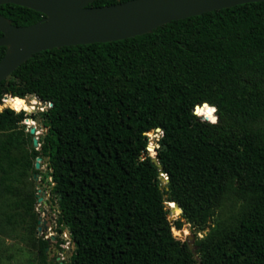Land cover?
<instances>
[{
  "label": "trees",
  "instance_id": "1",
  "mask_svg": "<svg viewBox=\"0 0 264 264\" xmlns=\"http://www.w3.org/2000/svg\"><path fill=\"white\" fill-rule=\"evenodd\" d=\"M0 12L18 26L44 17L13 3ZM8 94L53 103L40 147L25 123L38 101ZM4 100L14 108L0 111V233L24 226L35 239L43 175L56 231L76 246L65 264H264V1L43 50L0 82ZM205 102L215 125L194 114ZM157 128L162 167L148 148ZM170 202L182 208L173 221ZM186 223L193 249L174 234ZM37 241L38 263L53 264L50 239Z\"/></svg>",
  "mask_w": 264,
  "mask_h": 264
},
{
  "label": "water",
  "instance_id": "2",
  "mask_svg": "<svg viewBox=\"0 0 264 264\" xmlns=\"http://www.w3.org/2000/svg\"><path fill=\"white\" fill-rule=\"evenodd\" d=\"M258 1L264 0H128L105 6H92L94 0H0V4L13 3L44 14L41 20L33 24L18 26L0 12V46L6 47L5 55L0 61V82L12 78L19 66L43 50L131 38L152 32L174 20ZM9 97L23 99L29 104L37 99L39 106L48 104L35 94H29L25 98L8 94L5 99ZM49 105L52 106L53 103ZM198 107L203 106H197L196 109ZM35 110L26 111L32 113ZM40 121L41 118L37 119V125L30 130L32 133H36L40 126L45 128L44 124H39ZM161 131V128H157V132ZM34 144L39 145V138H34ZM148 148L154 163L162 167L155 145L150 143ZM41 161L42 157H38L37 168L41 167ZM163 178L166 182L169 181L164 175ZM39 200L42 201L43 197ZM45 204H48L46 200ZM168 205L172 212L170 220L180 217L176 212L178 208L182 214L179 203L170 202ZM44 227L47 229L46 221ZM178 229L179 234L173 231L175 236L188 241L193 249L196 236L193 233L185 234L184 226ZM75 248L73 242L69 258L74 254Z\"/></svg>",
  "mask_w": 264,
  "mask_h": 264
},
{
  "label": "rangeland",
  "instance_id": "3",
  "mask_svg": "<svg viewBox=\"0 0 264 264\" xmlns=\"http://www.w3.org/2000/svg\"><path fill=\"white\" fill-rule=\"evenodd\" d=\"M37 100V99H35ZM38 101V100H37ZM6 107H12L7 104L4 100L1 105L0 111ZM50 105L43 104L42 106L37 105L36 110L32 113H28L31 115L30 118L25 120V123L28 125V130H31L32 127L36 126V120L34 118L35 115H40L41 112L48 110ZM16 109V108H15ZM24 110V109H23ZM20 111V110H18ZM40 125L43 124V118L41 116ZM46 131V128L40 126L37 128V132L33 133L35 137L40 138ZM153 138L152 142L154 145H157V138L161 136V133L151 132L149 133ZM37 147H40V143ZM43 161V160H42ZM41 161V169L43 172L47 170V164ZM35 187L38 192V202L36 204V211L39 213V223L37 224V229H35V239H30L29 236L25 232V227H20L18 231L13 232L11 235L9 233L2 234L0 233V264H39L38 263V238H50V234L56 228V217L57 210L55 206L45 204V200L49 199L52 196L49 183L43 179V175H35ZM30 180H33L31 177ZM43 197V200L40 201L39 198ZM180 213V217H181ZM179 218V217H178ZM44 221H46L48 225V229L44 227ZM189 227V233L193 232V229L190 224L186 223ZM40 227L42 229L40 230ZM52 228V229H51ZM207 232V231H206ZM199 233L200 236H203L204 233ZM57 234V239H51V244L48 249V256L50 259L56 258L55 264L58 262H64L69 258V254L71 249H73V245L70 246V249H66L63 247V244H66V241H61V235ZM62 243L59 245L60 252H57V244L58 242Z\"/></svg>",
  "mask_w": 264,
  "mask_h": 264
},
{
  "label": "clouds",
  "instance_id": "4",
  "mask_svg": "<svg viewBox=\"0 0 264 264\" xmlns=\"http://www.w3.org/2000/svg\"><path fill=\"white\" fill-rule=\"evenodd\" d=\"M219 109L215 105H209L207 102L204 103L203 107H198L195 111V115L203 117L210 124H217L219 117L216 115Z\"/></svg>",
  "mask_w": 264,
  "mask_h": 264
},
{
  "label": "flooded vegetation",
  "instance_id": "5",
  "mask_svg": "<svg viewBox=\"0 0 264 264\" xmlns=\"http://www.w3.org/2000/svg\"><path fill=\"white\" fill-rule=\"evenodd\" d=\"M51 199V197L49 198V199H46V201L48 202V204L47 205H50V203H49V200ZM45 202V201H44ZM47 224V223H46ZM56 227H57V223H56ZM47 229H48V225H47ZM52 229V228H51ZM66 231V230H65ZM64 231V232H65ZM64 232L62 233V234H60L62 237V239H61V241H65V238H64ZM56 233H58L57 231H56V228H55V230H53L52 232H51V234H50V244H51V239H57L56 237H57V234ZM59 234V233H58ZM57 242H58V240H57ZM59 245H62V243H59L58 242V244H57V249H56V251L57 252H60V248H59ZM49 249V248H48ZM47 253H48V250H47ZM52 260V262H53V264H55V260H56V258H52L51 259ZM66 260H68V259H66ZM59 264H63V262H59Z\"/></svg>",
  "mask_w": 264,
  "mask_h": 264
},
{
  "label": "built area",
  "instance_id": "6",
  "mask_svg": "<svg viewBox=\"0 0 264 264\" xmlns=\"http://www.w3.org/2000/svg\"><path fill=\"white\" fill-rule=\"evenodd\" d=\"M64 238H65L66 244H63V247L68 250L70 249V246L73 245V242L70 237V232L68 230L64 232Z\"/></svg>",
  "mask_w": 264,
  "mask_h": 264
},
{
  "label": "bare ground",
  "instance_id": "7",
  "mask_svg": "<svg viewBox=\"0 0 264 264\" xmlns=\"http://www.w3.org/2000/svg\"><path fill=\"white\" fill-rule=\"evenodd\" d=\"M12 101H14V102H17V101H15V100H12ZM24 100H22L21 102H23ZM18 104H21V103H18ZM38 104H39V102H38ZM39 118H41V115H39L35 120H36V123H38L37 122V119H39Z\"/></svg>",
  "mask_w": 264,
  "mask_h": 264
},
{
  "label": "snow or ice",
  "instance_id": "8",
  "mask_svg": "<svg viewBox=\"0 0 264 264\" xmlns=\"http://www.w3.org/2000/svg\"><path fill=\"white\" fill-rule=\"evenodd\" d=\"M17 103H22V102H19V101H18Z\"/></svg>",
  "mask_w": 264,
  "mask_h": 264
}]
</instances>
